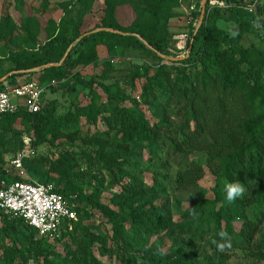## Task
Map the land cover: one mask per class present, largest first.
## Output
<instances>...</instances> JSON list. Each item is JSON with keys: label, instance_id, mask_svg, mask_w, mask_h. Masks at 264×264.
I'll list each match as a JSON object with an SVG mask.
<instances>
[{"label": "trees", "instance_id": "16d2710c", "mask_svg": "<svg viewBox=\"0 0 264 264\" xmlns=\"http://www.w3.org/2000/svg\"><path fill=\"white\" fill-rule=\"evenodd\" d=\"M103 4L102 23L96 25L92 32H81L76 27L69 37L51 29L48 40L39 47L42 55L37 60L19 65L17 70L37 68L29 75L63 80L61 84L67 87L68 92L75 91V84L92 87L95 81L85 80L77 70H72L73 67L96 61V46L106 38H130L139 42L138 46L142 49L148 47L158 60L151 72L143 73L144 81L138 96L113 92L107 94L104 102L75 107L74 110L69 108L62 114H58L59 100L49 98L35 113L18 110L14 114L0 115V141L5 133L17 127L31 132L30 143L34 149L53 146L60 138H69L70 142L81 139L86 144L96 146L94 157L113 171L117 178L114 181L121 185L120 194L125 199L131 197V203L135 201L126 213L134 244H139L145 233L171 228L176 224L170 220L168 201L152 205V201L162 196L165 190L157 178V187L134 180L113 161L112 155L124 162L138 159L143 142L158 141H166L173 153L180 152L203 144V136L209 133L214 136L210 145L217 154L214 158L219 164V179L223 178L234 185L238 194L232 196L216 183L211 198H207L204 192L203 201L195 202L183 213L187 221L180 229L197 240H204L202 246L188 250L127 247L123 243L124 228L110 214L103 213L111 223L109 237L94 232L78 217L70 230L62 227L54 237H47L38 236L20 217L0 211V236L15 240L3 247L0 264H29L31 261L33 264H105L100 257L118 254V250L127 254L123 264H227L228 249L248 246L252 233L264 220V185L261 178H257L258 173H264V82L260 81L257 68L258 51L243 47L236 33L222 38L210 32L204 18L197 31L191 34V45L186 56L172 60L154 41V37L160 14L174 7L177 4L175 0H103ZM124 4H130L136 13L132 22L124 28L129 32L125 35L120 32L123 29L118 26L114 16L115 7ZM255 5L257 20L264 26L262 7L258 3ZM58 51L59 56L53 60ZM59 61L61 63L45 66ZM69 77L73 81L64 82ZM5 81L0 83V90L5 88ZM144 107L149 109L154 121L146 117ZM172 113L181 118V123L176 127L169 120ZM80 115L89 126L83 135L80 129H69L77 127ZM108 141H112L115 147L110 152L101 153ZM20 146L14 149V154L20 150ZM13 147H6L4 143L1 163L4 153ZM23 163L39 170L47 168L69 175L71 172L74 176L71 169L75 162L66 156L56 161L33 155L24 158ZM197 173V167L191 166L182 174H176L174 181L178 185L194 182ZM16 179L24 178L6 174L4 169L0 171V181ZM74 180L79 181V178L75 175ZM257 186V191L250 196L249 190ZM54 188L70 203L71 197L68 196L80 195L79 190H73L68 185ZM218 202L221 204L216 208ZM245 203L253 209L250 216L243 211ZM122 207L119 204L120 212H123ZM74 210L77 215L75 206ZM237 219L245 220V225H241L239 230L233 226V221ZM22 232L24 236L20 238L18 235ZM56 243L63 245L64 252L56 251ZM256 245L264 250V238ZM205 246L209 252L201 253Z\"/></svg>", "mask_w": 264, "mask_h": 264}, {"label": "rangeland", "instance_id": "374dc122", "mask_svg": "<svg viewBox=\"0 0 264 264\" xmlns=\"http://www.w3.org/2000/svg\"><path fill=\"white\" fill-rule=\"evenodd\" d=\"M175 1L177 4L174 7L160 14L159 22L155 27L154 41L161 45L167 57L172 60L185 57L191 45V34L197 31L206 18L205 24L210 32L222 38L236 33L243 47L258 51L257 68L260 81L264 82V26L257 20V5H253L256 2L262 7L264 21V0H206L201 23H199V16L202 10V0ZM103 15V0H0V78L3 76H7L5 80L9 78V80H3L5 81L4 87L9 88L26 81H35L45 87L40 105L49 98L56 97L60 102L58 114L66 112L69 108L74 110L75 107L82 108L92 103L104 102L107 94L113 92L125 96H138L140 86L144 81L143 73L151 72L158 60L153 57L148 47L142 49L138 46L139 42L130 38L122 40L106 38L103 43L96 46V61L73 67L72 70H77L85 80L95 81L92 87L75 84V91L68 92L67 87L61 84L63 80L57 81L46 76L29 75L30 72L37 71V68L17 70L19 65L37 60L42 55L39 47L48 40L51 29L54 28L55 33L63 32L69 37L73 35L76 27L81 32H92L96 25L102 23ZM114 16L118 26L123 29L120 32L124 35L128 34L129 32L124 28L136 16L132 6L130 4L117 5ZM105 30L111 31L110 28ZM77 41L78 39L75 43ZM59 53L60 51L56 52L53 60L59 56ZM72 81L69 77L64 82L71 83ZM143 110L146 117L154 121L149 109L144 107ZM169 120L174 127L181 123V118L173 113L170 114ZM88 128L83 115H80L77 127L69 129H80V134L83 135ZM30 137V131L17 127L4 134L0 141V154L4 143L6 147H14L4 153V161L0 162V171L4 169L6 174L9 173L11 176L19 175L27 180H47L48 183L57 187L68 185L73 190H79L78 197L68 196L78 209V219L94 232L109 237L111 223L104 214L114 216L126 232L123 243L132 249L149 247L161 251H174L202 246L204 240H197L180 229V226L187 221L183 213L189 210L195 202H202L205 198L203 197L204 192L207 198H211L216 183H219L221 190L232 196L238 194L234 185L223 178L219 179V164L214 158L217 154L210 145L214 136L209 133L203 136V144L185 148L180 152L173 153L166 141H158L143 142L140 148L141 157L138 159H129L124 162L112 155L114 156L113 161L134 180L147 186L157 187L155 182L157 178L165 190L162 196L152 201V205L156 206L168 201L170 220L176 224L171 228L145 233L141 237V242L134 244L132 227L126 213L131 204L134 206L135 201L131 203V197L128 196L125 199L120 194L121 185L114 181L117 178L113 171L105 168L103 162L94 157L97 147L86 144L81 139H72L70 142L69 138H60L53 146H39L32 154L25 157L45 156L56 161L64 156L73 158L75 163L71 171L79 178V181H75L71 172L69 175L64 171L52 172L47 168L39 170L28 163H23L21 170L15 169L10 164L11 156L16 151L14 149L20 145V150L24 149V140H30ZM114 147V143L108 141L101 153L110 152ZM191 166L198 169L197 180L178 185L174 181L175 175L182 174ZM257 178H261V184L264 185V173H258ZM257 189L258 186L249 190V195L251 196ZM119 204L123 206L121 209L124 213L119 211ZM220 204L221 202H218L216 208ZM243 211L246 216H250L253 209L245 203ZM241 225H245V220L233 221L235 230H239ZM18 236L22 238L24 233H19ZM262 238H264V220L252 233L248 246H235L228 249L229 259L226 263L264 264V250L256 247ZM14 242V239L0 236V254L5 245ZM133 244L134 246H131ZM54 248L60 253L64 252L63 245L60 243L54 244ZM200 252H209V248L205 246ZM94 253L97 255L96 249ZM126 257L127 254H122L121 250H118V254L106 255L100 259L105 264H123Z\"/></svg>", "mask_w": 264, "mask_h": 264}, {"label": "built area", "instance_id": "2783aa9c", "mask_svg": "<svg viewBox=\"0 0 264 264\" xmlns=\"http://www.w3.org/2000/svg\"><path fill=\"white\" fill-rule=\"evenodd\" d=\"M44 90L45 87L35 81L1 89L0 115L14 114L18 110L30 114L37 112ZM24 144V149L17 151L10 160L17 170L23 168V159L34 152L30 140H24ZM0 211L20 217L38 236L47 237H54L62 227L70 230L77 219L73 204L55 191L53 184L37 180H1Z\"/></svg>", "mask_w": 264, "mask_h": 264}, {"label": "water", "instance_id": "95a60500", "mask_svg": "<svg viewBox=\"0 0 264 264\" xmlns=\"http://www.w3.org/2000/svg\"><path fill=\"white\" fill-rule=\"evenodd\" d=\"M205 1H206V0H202V3H201V8H202V10H201V12H200V16H199V23L202 22ZM56 64H59V63H49V64H47V65H45V66L56 65ZM6 77H7V76H3V77H1V78H0V83H1L3 80H5Z\"/></svg>", "mask_w": 264, "mask_h": 264}]
</instances>
